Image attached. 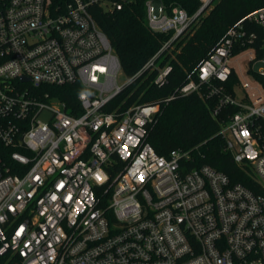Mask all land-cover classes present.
I'll return each instance as SVG.
<instances>
[{
    "label": "built area",
    "instance_id": "built-area-1",
    "mask_svg": "<svg viewBox=\"0 0 264 264\" xmlns=\"http://www.w3.org/2000/svg\"><path fill=\"white\" fill-rule=\"evenodd\" d=\"M198 1L191 14L146 0L147 26L169 39L120 84L122 63L90 8L121 11L134 0H69L60 14L52 0H0L2 264H264V37L253 28L264 33V6L227 31L194 71L198 81L162 101L206 86L218 100L213 117L234 110L218 134L260 193L190 167L188 151L159 155L146 139L160 104L108 111L147 73L169 82L172 66L158 60L219 2ZM73 85L76 107L47 90Z\"/></svg>",
    "mask_w": 264,
    "mask_h": 264
},
{
    "label": "trees",
    "instance_id": "trees-1",
    "mask_svg": "<svg viewBox=\"0 0 264 264\" xmlns=\"http://www.w3.org/2000/svg\"><path fill=\"white\" fill-rule=\"evenodd\" d=\"M68 1L52 0V9L60 14L66 11ZM161 1L168 7L180 6L191 14L199 6L198 0ZM145 2L134 0L121 11L115 12H106L102 6L90 8L97 24L110 39L122 63L123 73L128 78L134 76L169 39V35L154 33L147 26ZM263 6V0H219L192 34L186 35L175 44L173 50H167L158 60L161 67L171 64L169 82L159 87L154 84L155 73H147L127 86L113 100L108 111L118 109L119 113L138 104H160L161 113L147 127L149 133L146 139L159 155L167 157L175 150L188 151L192 156L190 167L211 166L227 175L233 184H242L260 193L253 169L248 164L238 165L232 155L225 151V142L218 134L221 121L234 110H228L220 118L213 117L212 111L218 100L205 97L206 86L202 87L200 93L178 97L168 104L162 101L174 95L187 83L188 77L198 81L194 71L209 57L227 31L246 15ZM253 28L261 38L264 37L259 27ZM242 50L236 48L234 54ZM258 56L264 57V51L259 52ZM236 84L238 79L233 74L226 87L233 92ZM47 90L72 107L77 106V95L81 91L78 85L47 87Z\"/></svg>",
    "mask_w": 264,
    "mask_h": 264
},
{
    "label": "rangeland",
    "instance_id": "rangeland-1",
    "mask_svg": "<svg viewBox=\"0 0 264 264\" xmlns=\"http://www.w3.org/2000/svg\"><path fill=\"white\" fill-rule=\"evenodd\" d=\"M197 29V28H196ZM195 29V30H196ZM194 31H191L190 33L192 34ZM175 47V46H174ZM174 49V48H173ZM173 49H171V50H173ZM245 57V56H244ZM258 67H260V65L258 66ZM119 82H120V84H124L125 82H126V80H127V77H126V75L124 74V73H122L121 75H120V77H119Z\"/></svg>",
    "mask_w": 264,
    "mask_h": 264
}]
</instances>
